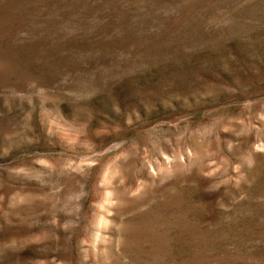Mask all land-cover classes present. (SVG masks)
Returning a JSON list of instances; mask_svg holds the SVG:
<instances>
[{"label":"rangeland","instance_id":"rangeland-1","mask_svg":"<svg viewBox=\"0 0 264 264\" xmlns=\"http://www.w3.org/2000/svg\"><path fill=\"white\" fill-rule=\"evenodd\" d=\"M0 264H264V0H0Z\"/></svg>","mask_w":264,"mask_h":264}]
</instances>
